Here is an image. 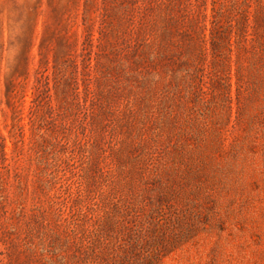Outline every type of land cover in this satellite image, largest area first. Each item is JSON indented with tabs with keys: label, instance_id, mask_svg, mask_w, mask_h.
Here are the masks:
<instances>
[{
	"label": "rangeland",
	"instance_id": "374dc122",
	"mask_svg": "<svg viewBox=\"0 0 264 264\" xmlns=\"http://www.w3.org/2000/svg\"><path fill=\"white\" fill-rule=\"evenodd\" d=\"M0 264H264V0H0Z\"/></svg>",
	"mask_w": 264,
	"mask_h": 264
}]
</instances>
